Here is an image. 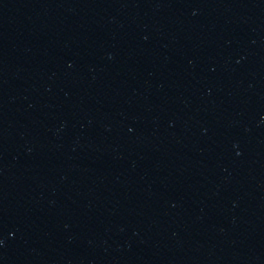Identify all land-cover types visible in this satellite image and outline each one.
Returning <instances> with one entry per match:
<instances>
[{
    "label": "water",
    "instance_id": "1",
    "mask_svg": "<svg viewBox=\"0 0 264 264\" xmlns=\"http://www.w3.org/2000/svg\"><path fill=\"white\" fill-rule=\"evenodd\" d=\"M0 264H264V73L123 0H0Z\"/></svg>",
    "mask_w": 264,
    "mask_h": 264
}]
</instances>
